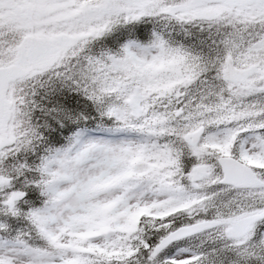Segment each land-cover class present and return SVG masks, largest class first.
<instances>
[{"label": "snow or ice", "instance_id": "1", "mask_svg": "<svg viewBox=\"0 0 264 264\" xmlns=\"http://www.w3.org/2000/svg\"><path fill=\"white\" fill-rule=\"evenodd\" d=\"M0 264H264V0H0Z\"/></svg>", "mask_w": 264, "mask_h": 264}]
</instances>
